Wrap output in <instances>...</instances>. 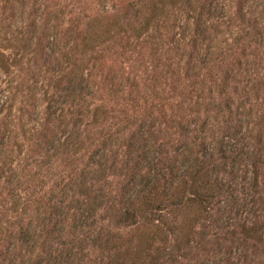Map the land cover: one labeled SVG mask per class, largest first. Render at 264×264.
<instances>
[{
	"label": "rangeland",
	"instance_id": "374dc122",
	"mask_svg": "<svg viewBox=\"0 0 264 264\" xmlns=\"http://www.w3.org/2000/svg\"><path fill=\"white\" fill-rule=\"evenodd\" d=\"M234 134L239 157L233 165L216 154L225 171L210 169L208 212L166 213L155 227L116 217L146 171L147 146L164 164L192 137ZM1 138L0 260L21 252L4 247L11 234L53 215L52 189L84 174L85 188L104 194L92 224L75 226L70 214L36 252L100 264L121 244L123 264L156 255L160 264H264V0H0ZM253 223L262 236L247 232ZM109 231L121 233L115 245L104 242Z\"/></svg>",
	"mask_w": 264,
	"mask_h": 264
},
{
	"label": "trees",
	"instance_id": "16d2710c",
	"mask_svg": "<svg viewBox=\"0 0 264 264\" xmlns=\"http://www.w3.org/2000/svg\"><path fill=\"white\" fill-rule=\"evenodd\" d=\"M85 85L88 87V82H86ZM77 91L81 92L79 93V96H82L85 93L82 86H80ZM72 94H75L74 89ZM162 107L163 106L160 105L159 109ZM148 132L151 133L150 130ZM236 134L229 135L228 140H219V143L217 142L218 144L215 140L197 143V140L192 137L190 144H187L186 146L187 148L185 152L184 150L179 152L181 153V158H178L176 155L169 157L170 160L164 164L163 160L157 157V154L160 153L158 150H153L156 155L153 154L150 158L148 157L147 152L151 150V147L147 146L149 147V150H144V154L141 155V161L146 162V171L144 174L140 175L138 181L133 183L132 180L131 183L128 184H132L127 191L129 195L125 194L123 200L120 201L121 206L116 209V217L119 221L126 223L133 222L138 216H140L146 223L155 227L160 226L161 223H166V213H172L173 215L178 213L177 216L181 213L186 217L188 212H191L194 215H202L203 213L208 212L207 204L214 197L215 184H217L218 181V179H215L212 176L210 169H216V171L220 172L225 171V166L223 164L220 167L215 165L216 154H218L221 159L231 158L233 165H235L239 157V153L234 155L238 143ZM52 141L56 144L51 147L54 148V150H57L58 144L64 146L69 142V136L64 138V142H62L60 138H52ZM5 143V139L1 138L0 158L3 156V151H5L3 150ZM229 152L231 153L230 155L228 154ZM135 155L136 157L140 156L137 152H135ZM101 158L103 160H97V163L99 164L100 170L103 171L105 169L103 164L105 163L106 157L103 158L102 156ZM147 163H149L148 166ZM98 171L99 169L92 171L96 174L95 177L97 176ZM80 177H82L81 181L71 179L64 184H57V187L52 189L54 197L57 198L55 194H58L59 196L58 205L55 206V212H53V215L43 220L40 224H37V226L30 222L15 235L11 234L8 244H5L4 247L7 251H15L18 246H20L21 252L16 256L8 258L10 260L2 258L0 264H26L27 262V264L74 263V252L72 250L65 254L60 252L58 253L59 255L53 257L52 253L47 252V250L42 247L41 252H36V247L38 246L44 232L47 230L49 233L56 231L57 223L66 221L71 215L75 226H89L91 223L97 208L101 206L104 194L101 191L97 192L92 190L90 187L85 188L87 183H90L91 178L90 180H86L84 174ZM250 187L251 191L254 192L256 184H253ZM67 189H69L72 194L67 193L65 191ZM77 189L79 194L86 197L81 206L74 204L80 201V199L76 198L75 190ZM246 194L249 196L251 195L250 191L247 193L244 192L243 195ZM245 199L246 197L243 196V204L246 202ZM67 201L68 203L65 204ZM165 210L168 211L165 212ZM179 217L182 218V216ZM51 224H53V229L50 228ZM253 224L254 225L252 226H247V232L256 236H262L260 226L256 223ZM0 226V232L3 234L4 227H2L1 224ZM173 229H177V227ZM173 229L171 230L173 231ZM59 230L63 231L62 228ZM102 237L103 236L100 235V232H98L96 239L102 242ZM120 237L121 233L119 231H109L104 242L107 245L109 243L115 245V241ZM0 245H3L1 241ZM25 245L27 246L26 248H24ZM121 247V244L115 245L114 252H112L106 259L102 257L100 264H123L122 255L124 252H121ZM23 250L28 251L29 259H25V255L22 254ZM44 254L47 255V257H44ZM133 263L138 264V257L134 258ZM153 264H160L157 255L153 258Z\"/></svg>",
	"mask_w": 264,
	"mask_h": 264
}]
</instances>
